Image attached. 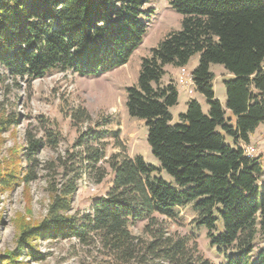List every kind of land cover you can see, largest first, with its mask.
Segmentation results:
<instances>
[{
  "label": "trees",
  "instance_id": "1",
  "mask_svg": "<svg viewBox=\"0 0 264 264\" xmlns=\"http://www.w3.org/2000/svg\"><path fill=\"white\" fill-rule=\"evenodd\" d=\"M165 0H0V66L14 78L29 81L52 71H73L95 77L123 66L138 50ZM182 16L181 29L171 30L141 59L138 81L127 88L129 114L147 125L148 143L176 185L155 175L141 157L113 154L107 160L113 183L93 201L81 223L71 213L78 190L76 177L50 184L51 201L42 221L21 227L17 247L0 264H26L23 254L43 260L40 238L99 240L111 256L139 264H264V162L248 156L249 143L264 121V0H166ZM200 53L191 73L209 103L189 100L187 111L172 123L169 107L177 103L174 82L161 83L167 64L182 67ZM211 63L235 77L224 81L226 111L215 97ZM20 116L0 109V134ZM103 132V131H101ZM101 132L93 135L100 140ZM100 134V135H99ZM232 144H226L227 137ZM22 148L25 169L0 165V189L34 180L36 156L42 146L29 130ZM98 160V151L90 155ZM196 214L214 262L186 240L156 235L145 244L130 230L143 219L179 216L187 206Z\"/></svg>",
  "mask_w": 264,
  "mask_h": 264
},
{
  "label": "rangeland",
  "instance_id": "2",
  "mask_svg": "<svg viewBox=\"0 0 264 264\" xmlns=\"http://www.w3.org/2000/svg\"><path fill=\"white\" fill-rule=\"evenodd\" d=\"M157 9L148 33L127 63L106 73L82 76L73 71H52L45 77L29 81L14 78L0 66V109L20 116L19 122L0 134V165L8 169H25L22 148L26 144L28 130L41 138L42 146L36 156V178L0 189V259L17 247L21 227L36 224L46 216L51 201L50 184L61 185L76 177L78 190L72 202L71 213H76L79 223L92 212L93 201L106 195L113 183V172L107 160L113 154L143 157L145 162L161 168V163L149 147L147 125L142 119L129 114L126 105L127 88L138 81L141 59L149 56L153 47L171 30L181 29L182 16L162 2ZM196 52L182 67L167 64L161 83L174 82L179 90L178 101L169 107L172 123L187 111L188 101L197 100L204 113L209 111L206 97L196 89L193 81H182V75L191 74L200 63ZM264 70V61L262 63ZM215 75V97L222 103L226 115L227 92L224 81L235 76L221 64L211 63ZM101 132L100 140L93 135ZM226 144H232L228 136ZM246 153L264 162V121L260 122L249 143H242ZM98 151V160L90 155ZM155 175L176 185L173 177L161 168ZM176 219L155 215L130 225L138 243H147L156 235H167L186 240L191 248H197L214 262L221 260L216 248L210 246L206 230L196 227V214L191 206L179 209ZM43 260L35 261L26 254L21 260L26 264H139L137 259L123 263L111 256L96 239L81 241L78 238H40L35 242ZM159 260H153L158 264Z\"/></svg>",
  "mask_w": 264,
  "mask_h": 264
},
{
  "label": "built area",
  "instance_id": "3",
  "mask_svg": "<svg viewBox=\"0 0 264 264\" xmlns=\"http://www.w3.org/2000/svg\"><path fill=\"white\" fill-rule=\"evenodd\" d=\"M193 81L192 83H194V80H193V76H192V74H186V75H182V79H181V82L182 81ZM195 85V84H194ZM246 152V151H245ZM248 156H251V155H249L248 153H246Z\"/></svg>",
  "mask_w": 264,
  "mask_h": 264
}]
</instances>
